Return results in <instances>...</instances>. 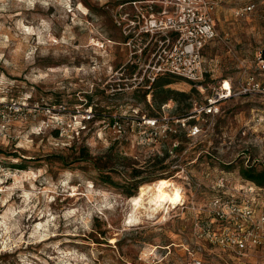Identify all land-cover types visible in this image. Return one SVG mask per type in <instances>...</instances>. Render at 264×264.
I'll use <instances>...</instances> for the list:
<instances>
[{
    "label": "rangeland",
    "instance_id": "1",
    "mask_svg": "<svg viewBox=\"0 0 264 264\" xmlns=\"http://www.w3.org/2000/svg\"><path fill=\"white\" fill-rule=\"evenodd\" d=\"M150 1L0 0V99L51 109L17 117L0 137V264H264V187L240 173L264 169V93H238L250 75L264 82V0L221 4L203 50L211 76L200 89L169 85L195 87L194 107L231 78L236 94L199 121L203 134L144 145L132 131L117 139L99 127L111 111H163L153 95L140 98L146 81L133 62L169 45L146 33ZM90 99L96 117L83 128ZM178 105L165 111H186ZM161 178L183 189L179 205L158 208L148 196L132 205L134 180ZM241 237L242 247L233 242Z\"/></svg>",
    "mask_w": 264,
    "mask_h": 264
},
{
    "label": "built area",
    "instance_id": "2",
    "mask_svg": "<svg viewBox=\"0 0 264 264\" xmlns=\"http://www.w3.org/2000/svg\"><path fill=\"white\" fill-rule=\"evenodd\" d=\"M226 1L228 0H153L149 2L150 18L146 22L148 27L146 33L149 31L162 33L161 37H165V43L169 44L156 59H150L146 65V62L142 66L139 64L143 59L133 61L136 64L135 67L139 66V71H143L142 78H145L146 81L145 88L148 89L149 100L152 96V84L161 75L179 77L190 81L193 86L199 89L203 88L211 71L203 50L209 42L217 37L214 13ZM156 4L160 7L159 10L155 9ZM253 8L254 4H250L238 8L236 13L243 14ZM258 66L264 71L262 51L258 53ZM143 67L145 68L142 69ZM226 82L229 83L227 89H225ZM214 90V93L205 96V103L196 104L190 113L183 117L165 111L171 108L172 101L162 104L163 111L156 115L146 114L140 109H133L128 114L119 111L102 114L99 132H112L115 138L121 139L125 137V134H128L127 132L132 131L138 143L144 145L174 137H176L174 138L175 144H178L177 136L181 132L191 138L198 137L204 132L199 121L207 122L209 117L218 115L221 112L222 100L229 98L233 93L236 94L232 83L226 79H223L222 84ZM248 91L264 93V82L258 80L254 75H250L242 83L238 93H247ZM44 110L51 109L41 106L39 101H35L30 106L25 101L20 102L14 99L2 101L0 99V137L8 135L10 126L17 117L26 120L32 111L44 112ZM95 117L93 106L85 108L83 128ZM170 152L173 153L172 150ZM215 202V205L221 204L219 199ZM231 207L234 206L231 205ZM220 211L222 210L219 209V215ZM245 215L250 216L251 211H245ZM220 216L224 217V214L222 213ZM239 241L241 242L239 243ZM244 241H247L244 237L233 239V242L236 245L239 243L241 247L244 246Z\"/></svg>",
    "mask_w": 264,
    "mask_h": 264
},
{
    "label": "trees",
    "instance_id": "3",
    "mask_svg": "<svg viewBox=\"0 0 264 264\" xmlns=\"http://www.w3.org/2000/svg\"><path fill=\"white\" fill-rule=\"evenodd\" d=\"M163 39H165V37H162ZM264 53V51H263ZM134 68H136L134 66ZM179 77H175V76H171V75H161L158 76L155 80V82L152 84V95H153V100L158 102L160 104V106L164 103H168L169 101H174V102H178V105L180 107V109L182 110H186L184 111L182 114H179L178 116H187L192 107V102L187 103L186 101H188L189 98H191V96L193 95L194 92H197V89L194 87L192 88V91L190 92H185V91H178L175 89H171L169 87L170 84L176 83L178 81L181 80H185V79H177ZM148 82V81H147ZM147 94H148V89L144 88V90L142 91V93L140 94V98L144 101L147 100ZM184 104L183 107H181V104ZM56 104V103H54ZM57 104H61V103H57ZM86 105L88 106H94L93 105V101L92 99H90V101H88L86 103ZM192 107V108H191ZM191 108V109H190ZM149 115H155V113H153V111L149 112ZM185 134V133H184ZM179 136H177L178 138ZM176 138V137H174ZM113 148V146L111 147V149ZM86 154H88V150L85 149L84 153H81L80 157L81 160H83V156H85ZM167 157L169 156V152H166ZM15 166V165H14ZM16 167V166H15ZM19 168H25V167H19ZM140 171H137L135 169L134 171V178H137L138 176H140ZM240 173L243 176V178H245L246 180L252 181L254 183H256L257 185H259L260 187H264V169H258L256 166L254 165H248V166H243L240 169ZM106 180H108L109 182L113 183V179L107 177ZM145 181H142V179H136L134 180L133 185L127 189V193L132 195V191L134 189H137L138 186H140L141 184H144Z\"/></svg>",
    "mask_w": 264,
    "mask_h": 264
},
{
    "label": "bare ground",
    "instance_id": "4",
    "mask_svg": "<svg viewBox=\"0 0 264 264\" xmlns=\"http://www.w3.org/2000/svg\"><path fill=\"white\" fill-rule=\"evenodd\" d=\"M228 87L229 83H225V89ZM147 196L151 198L152 206L158 208L167 204L176 207L184 198L183 189L174 180L167 178H161L155 183L140 185L139 193L131 199L132 205L141 207L142 201Z\"/></svg>",
    "mask_w": 264,
    "mask_h": 264
},
{
    "label": "crops",
    "instance_id": "5",
    "mask_svg": "<svg viewBox=\"0 0 264 264\" xmlns=\"http://www.w3.org/2000/svg\"><path fill=\"white\" fill-rule=\"evenodd\" d=\"M211 69V71L209 72V74H208V76L210 75L211 76V72H212V68H210ZM223 79H226V80H231V78H227V77H224Z\"/></svg>",
    "mask_w": 264,
    "mask_h": 264
}]
</instances>
